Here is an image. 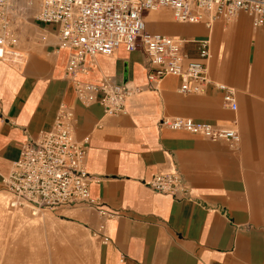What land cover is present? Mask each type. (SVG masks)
I'll list each match as a JSON object with an SVG mask.
<instances>
[{
	"label": "crops",
	"instance_id": "crops-1",
	"mask_svg": "<svg viewBox=\"0 0 264 264\" xmlns=\"http://www.w3.org/2000/svg\"><path fill=\"white\" fill-rule=\"evenodd\" d=\"M160 10L144 15L146 28L184 40L193 58L192 40L209 38V76L234 88L237 109L212 85L181 94L178 78L167 76L128 98L124 114L106 115L97 103L76 99L64 75L68 51L56 49V27L32 22V36L15 45L25 56L0 57V264H264V26L253 27L244 13L210 27L179 23ZM147 64L141 47L119 46L97 54L81 78L145 87ZM63 107L74 114L75 138L89 136L88 188L108 217L82 203L35 216L9 206L2 176L21 145L51 129ZM163 117L233 129L240 140L231 146L171 130L160 124ZM166 173L183 178L186 197L143 184ZM101 222L103 231L93 235Z\"/></svg>",
	"mask_w": 264,
	"mask_h": 264
},
{
	"label": "built area",
	"instance_id": "built-area-1",
	"mask_svg": "<svg viewBox=\"0 0 264 264\" xmlns=\"http://www.w3.org/2000/svg\"><path fill=\"white\" fill-rule=\"evenodd\" d=\"M34 17L37 24L56 27V49L67 50L65 77L71 82L76 99L89 105L97 103L106 115L126 112L131 96L155 89L167 76L178 78V92L201 94L209 85L222 92V101L237 109L235 90L225 83L213 81L208 72L210 39H194L197 56L183 50L185 41L146 28L144 15L160 9L170 10L179 23L204 24L210 27L217 19L229 20L238 13L251 19L255 28L264 26V0H38ZM23 14L16 0H0V57L18 56L12 46L17 44L16 18ZM41 42L47 35L39 36ZM119 46L127 51L141 47L147 57L146 86L119 83L111 77L98 82L82 79L87 76L97 54L111 55ZM160 124L171 130L201 135L212 142L225 141L236 145L240 136L236 130L215 128L209 123L185 117H163ZM89 136L77 140L74 136V114L63 107L57 113L51 129L23 143L18 158L1 178L12 195V209H26L31 215L54 211L60 206L86 204L96 208L101 218L109 216L103 203L91 196L90 176L85 158ZM153 191L184 198L188 194L178 173L155 174L144 181ZM104 229L101 222L92 234ZM103 242L108 237L103 236Z\"/></svg>",
	"mask_w": 264,
	"mask_h": 264
},
{
	"label": "rangeland",
	"instance_id": "rangeland-1",
	"mask_svg": "<svg viewBox=\"0 0 264 264\" xmlns=\"http://www.w3.org/2000/svg\"><path fill=\"white\" fill-rule=\"evenodd\" d=\"M28 1H30V4H28ZM18 5L19 7L22 9L23 14L20 15V17L16 18V26H17V32L19 34V38H21V36H32L30 33V27H32V22H34V17L37 13V9H38V4L36 0H18ZM161 11H165V10H158L156 12H152L151 14H155V13H160ZM239 14H243V13H239ZM170 15V13H169ZM236 17V16H235ZM235 17H233L232 19L229 20H221L222 23H228L231 20H233ZM148 20V19H147ZM151 23L148 22V26ZM16 45V44H15ZM12 46V50L16 51L19 53L18 56H13V55H9L8 57L10 59H15V58H20V56H22L23 52H20V50H18L16 47ZM22 53V54H21ZM24 55V54H23ZM25 56V55H24ZM28 215L29 213L27 211H25Z\"/></svg>",
	"mask_w": 264,
	"mask_h": 264
},
{
	"label": "bare ground",
	"instance_id": "bare-ground-1",
	"mask_svg": "<svg viewBox=\"0 0 264 264\" xmlns=\"http://www.w3.org/2000/svg\"><path fill=\"white\" fill-rule=\"evenodd\" d=\"M16 52V51H15ZM16 53H18V52H16Z\"/></svg>",
	"mask_w": 264,
	"mask_h": 264
}]
</instances>
